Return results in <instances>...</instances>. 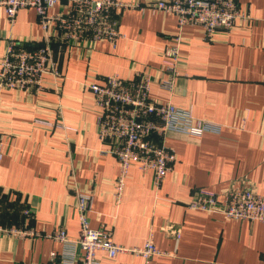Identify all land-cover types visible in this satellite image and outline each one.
<instances>
[{
  "label": "crops",
  "instance_id": "obj_1",
  "mask_svg": "<svg viewBox=\"0 0 264 264\" xmlns=\"http://www.w3.org/2000/svg\"><path fill=\"white\" fill-rule=\"evenodd\" d=\"M238 4L250 16L248 23L230 33L217 31L211 41L198 27L179 30L172 15L127 9L114 44L98 41L89 51L64 47L58 94L49 78L38 93L0 88V223L37 233L22 239L0 236V264H50L49 254L63 249L46 237L56 228H63L69 239L79 238L80 189L93 191L86 215L92 229L103 226L115 243L131 247L142 245L151 231L155 247L165 253L146 262L127 254L112 259L97 251L98 264H264L263 223L186 206L197 190L222 200L229 188L249 187L264 197V0ZM42 33L34 9H19L11 25L0 8V56L10 41L27 48L41 45ZM177 34L182 40L175 89L170 95L153 82L149 96L169 99L222 129L200 137L169 134L166 146L175 161L158 190L152 173L133 165L117 203L118 164L97 139L98 110L85 84H103L113 74L132 80L137 71L166 79L163 49ZM36 120L64 127L50 130ZM24 207L32 213L27 221Z\"/></svg>",
  "mask_w": 264,
  "mask_h": 264
},
{
  "label": "built area",
  "instance_id": "obj_2",
  "mask_svg": "<svg viewBox=\"0 0 264 264\" xmlns=\"http://www.w3.org/2000/svg\"><path fill=\"white\" fill-rule=\"evenodd\" d=\"M25 7L36 13L43 32L41 45L27 48L21 41H10L0 56V88L25 93L42 92L49 78L52 81L49 85L58 94L64 80L59 67L64 47L89 51L98 41L114 44L121 37L119 20L127 9H149L172 15L179 30L187 25L198 27L206 41H211L217 31L230 33L250 20L247 11L239 7L238 0H157L147 4L120 0H0V8L11 25L17 11ZM181 40V35L177 34L163 49L162 68L166 79H153L148 72L137 71L132 80H123L113 74L103 84L95 81L85 84L98 110L97 139L118 164L113 193L117 203L123 193L127 171L133 165L141 173L151 172L153 188L158 190L175 161L174 152L166 146L169 134L200 137L218 135L222 129L221 125L193 117L190 110L174 106L169 99L153 100L149 96L153 82L170 95L173 93ZM36 122L50 130L64 127L57 122ZM1 146L0 135V159ZM92 200V189L77 191L79 238L69 239L61 227L46 235L63 248L59 254H49L50 264H98L97 251H103L112 259L127 254L142 257L146 262L154 255H165L155 247L151 231L142 245L131 247L115 243L110 231L103 226L92 229L86 218ZM186 206L229 219L264 224V197L249 187L229 188L222 200L213 193L197 190ZM22 214L26 221L32 215L27 207ZM35 235V231L24 225L15 227L0 223V236L22 239Z\"/></svg>",
  "mask_w": 264,
  "mask_h": 264
}]
</instances>
